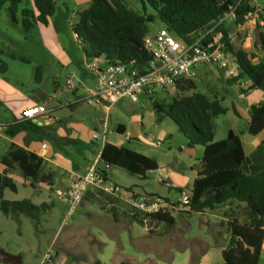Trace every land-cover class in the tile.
I'll list each match as a JSON object with an SVG mask.
<instances>
[{"label": "rangeland", "instance_id": "rangeland-1", "mask_svg": "<svg viewBox=\"0 0 264 264\" xmlns=\"http://www.w3.org/2000/svg\"><path fill=\"white\" fill-rule=\"evenodd\" d=\"M125 1L135 11L142 12V7L137 0ZM257 3L263 8V23L257 27L254 50L261 46L260 34L264 32V0H257ZM149 12L151 13V10ZM7 20L10 24H14L10 17ZM73 21L71 17L56 20L59 44L70 60L69 64L64 65L65 70L61 71L59 68L57 71L59 102H63L67 96L65 88L68 79L78 85L79 75L86 74L85 88L78 93L80 98L87 97L89 91L97 85V80L86 68L85 63L90 59L85 56L82 43L73 32ZM76 22L77 20L74 21V25ZM163 27L157 22L156 25L151 26V32L155 33ZM13 31V36L20 38L21 34L15 27ZM241 37L239 34L236 35L234 47L236 50L243 51L240 46ZM260 56L264 61V50L260 49ZM5 62L11 67L9 76L13 81L18 74L23 75L26 83L30 77H34L35 73L31 66L21 62L12 63L8 59H5ZM59 63L60 60L57 61L58 66H60ZM195 74L197 90L187 92L186 96L200 93L210 100L218 99L227 110L224 115L214 119L215 141L229 140L233 133L241 138L245 152L249 154V142L256 143L259 138L248 133L249 110L255 104V96L247 93L242 100L233 84L230 83L233 78H228L216 67H200ZM50 94L53 96V91H50ZM176 96L177 90L158 91V98L166 103L171 102ZM69 97L72 98L73 95L69 94ZM48 104L49 107L56 106L57 100L50 99ZM103 109H108V106L95 107L82 103L76 112L71 113L66 110L64 114L68 122L79 130V137L92 151L98 153L104 144H117L143 154L159 165V169L149 172L145 180L124 169L111 167L109 183H118L125 186L124 188L131 187L140 194L157 195L180 206L186 200L181 192H191L195 178L203 169L201 160L204 147L192 146L170 118H164L158 122L152 101L145 97H142L138 103L124 100L112 106L108 113ZM105 121L108 123V132L104 138L99 122ZM120 127L125 129L122 134L118 133ZM184 127L188 128L185 124ZM95 129H98L100 135V140L97 141L91 139ZM118 139H124L125 142L119 143ZM3 151L4 147L1 145L0 153L4 154ZM99 167L104 168L101 161ZM20 177L22 178L15 180L18 187L17 193L6 190L5 200H32L31 197L35 196L33 198L36 204L50 201L53 204V207L49 208V205L45 203L44 205L48 206L35 211L32 216L0 214V251L21 256L22 264H41L44 256L49 251L54 255L56 246L62 242H67L69 246L75 243L78 247L88 250L90 239L95 241L93 245L97 246V250L95 249L93 253L88 252V257H97L102 264H117V262L189 264L191 254H193L192 258H200L207 253L213 257V264L224 263L223 251L228 248L230 239L229 220L233 218L232 210L228 206H221L214 213L189 214L187 212L183 214L185 225L177 219L178 213L175 215L176 225L167 227L165 224L144 222L142 217H130L127 211L130 209L125 202L99 191L96 207L91 203L79 206L74 215L64 224L70 208L67 203L61 201L58 192H55V189L48 191V187L41 183H35L32 186V182L29 181V184H26L23 176ZM36 191L43 194L35 195ZM106 202L120 204L127 209L122 219L115 222L112 210L100 209ZM90 210L95 211L102 218L89 217ZM238 215L244 219L243 210H240ZM259 264H264V252Z\"/></svg>", "mask_w": 264, "mask_h": 264}, {"label": "trees", "instance_id": "trees-1", "mask_svg": "<svg viewBox=\"0 0 264 264\" xmlns=\"http://www.w3.org/2000/svg\"><path fill=\"white\" fill-rule=\"evenodd\" d=\"M90 1V7L79 15L73 26V32L81 41L88 59L104 57L110 62H135L142 68L150 61L143 46L144 39L157 22L177 39L189 44L216 28L217 32L223 34L227 50L236 57L239 65L240 73L230 83L248 80L251 85L244 93L252 90L264 93V61L254 54L235 50L228 24L219 25L230 7H237L235 25L244 23L253 10L248 2L237 5V0H137L142 7L140 13L125 0ZM21 3L22 0H0V11L6 9L15 24ZM33 3L38 16L34 10L22 11L24 31H29L37 23L48 25L56 12L55 0H33ZM260 41L261 50H264V32L260 34ZM1 55L0 52V71L4 72L7 65L1 61ZM40 74L41 70L37 69L36 81H40ZM176 90L177 96L169 103L158 96L148 99L153 103L158 122L170 118L192 146L204 147L201 160L203 169L198 173L191 192L182 191L186 198V212L205 214L233 202L244 204L247 212L244 219L241 221L236 216L229 221L230 239L228 248L223 251L224 264H259L264 252V169L254 177L243 173L246 157L238 135L231 140L215 141L214 119L227 112L220 100H210L200 93L186 96L187 92L197 90L195 80L182 81ZM249 117L248 133L256 137L264 132V99L251 107ZM18 126L30 135H42L44 130L33 121H24ZM262 148L264 153V141ZM100 161L108 168H121L144 180L149 172L159 169L155 160L113 144L104 145ZM0 165L6 170V174L0 172V214L32 216L35 211L48 206L38 207L31 200L8 201L4 197L6 190L13 193L18 191L9 171H19L25 180L32 182V186L35 183L53 185L51 177L43 174L44 160L40 156L12 144ZM103 176L107 179L106 172ZM151 219L167 227L177 223L176 217L169 213H160ZM198 263L199 258L191 259V264Z\"/></svg>", "mask_w": 264, "mask_h": 264}, {"label": "crops", "instance_id": "crops-1", "mask_svg": "<svg viewBox=\"0 0 264 264\" xmlns=\"http://www.w3.org/2000/svg\"><path fill=\"white\" fill-rule=\"evenodd\" d=\"M55 3L56 12L50 19L49 24L44 26L37 23L29 31H24L22 27V11L24 9L34 10L35 15L38 16V13L34 8L33 0H22L19 12L16 16L17 23L13 25L7 20L9 19V16L8 13H6V9L0 11L1 61L5 64V59H8L12 63L21 62L22 64L31 66L35 73L34 77H30V79L27 81V84L26 80L21 74H18L14 81L10 79L9 74L11 67L8 64H6V71H0V121L6 125L5 130L0 134V146L2 145L4 147V154L0 153V161L8 154L12 144L37 154L44 160L43 174L50 176L53 181L52 186L46 184H44V186H46V188L48 187V191H52L50 189H55V192H58L60 197L61 193L67 191L78 178L86 174L90 165L101 154L105 144L100 148L98 153L89 149V146L86 145V143H84V141H82L79 137V130L70 122H68L67 117L64 114L66 110L71 113L76 112L81 104L84 103L83 101L86 97L80 98L78 97V93L82 88H85V79L87 77L86 74L82 73L79 75L77 78L78 85H76L74 89L70 90L67 87L65 88V93L67 96H65L63 102H59L60 98L57 95V90L59 88L57 82V71L59 68L61 71L65 70L64 65L69 64L70 60L68 55L59 44L56 20L60 21L66 19L67 17H71V19L74 21L78 20L79 15L90 7L91 1L55 0ZM3 12H5L6 15ZM74 21L72 29L74 26ZM12 26L15 27L16 30L21 34L20 38L17 39L13 36L12 33H14V31ZM228 28L232 35L231 43L233 47L235 46L234 41L236 40V35L239 34L242 36L240 43L242 50L248 54H254L258 59L262 60L260 56L261 46H259L258 49H253L254 44L257 41L256 34L254 36V40L251 43H247L244 36L237 32L234 24L228 23ZM58 60H60L59 64L61 67L57 65ZM61 63L63 65H61ZM37 69L41 70L40 81H36ZM240 85H243L248 89L251 83L248 80H241L233 84V87L239 93V96L244 94L245 98L247 93L250 96H255L256 101L253 105H257L263 101L264 93L262 91L252 90L244 93V90L240 91ZM50 91H53V96H51ZM69 94L73 95V97L70 98ZM244 98H242V100ZM50 99L57 100V105L52 107L47 106V104L50 103ZM32 107H41L44 111L50 113V119L47 120L43 118L38 122H34L37 123L38 126L44 128L42 135H30L18 126V124L24 122L22 120L23 111ZM109 110L110 108L103 109V111L106 113H108ZM105 122L107 123V121ZM105 122H99L102 129ZM95 132H98V129H95L91 134L92 140V136ZM258 137L259 138L257 139L256 143L249 142V154H246L245 152L246 158L242 166V171L248 177H254L260 174L264 169V153L262 148L264 132L258 135ZM118 141L119 143L125 142L124 139H118ZM113 145L119 148L123 147L117 144ZM101 169L106 172L107 180H109L110 174L112 172L111 167L108 168L104 165V168ZM0 172L6 174V170L3 167L0 169ZM9 175L13 177L14 180H16V178H22L20 177L22 174L19 171H9ZM25 183L29 184V181L25 180ZM116 184L123 186L118 183ZM136 192L138 191L136 190ZM38 194L42 195L43 193L36 191L35 195ZM181 195H183L182 192ZM33 197L35 196L31 197V201L38 207L46 203L39 202V204H36ZM98 198L99 190L91 189L84 198L81 206L91 203L96 207V204H98ZM60 199L63 201L61 197ZM46 204L49 205V208L53 207L51 201L47 202ZM225 206H228L232 210L231 215H233V218L236 216L239 217L238 214H240V210H243L244 216L247 215V212L244 210V204L233 202ZM100 209L102 211L112 210L114 213L112 217L113 221L115 222H117L119 219H122L127 210L120 204L107 202L105 205L100 207ZM49 210H47V212ZM127 211L130 213V217H132L131 212L129 210ZM185 213L187 212L180 211L177 216V219L184 225L186 224L183 219V214ZM88 216L102 218L98 213L91 210L89 211ZM239 219L241 221L243 220L240 217ZM93 243L95 244V241H91L90 239L88 250H84L80 246L78 247V245L75 243H72V246H69L67 242H62L56 246L54 251L55 257L53 255L51 264H102V262H100L97 257H88V252L93 253V251L97 250V246L93 245ZM192 255L193 254H191L189 258V264H191ZM43 260L41 264H43ZM121 263L117 262V264ZM198 264H213V257L208 253L204 254L199 258Z\"/></svg>", "mask_w": 264, "mask_h": 264}, {"label": "built area", "instance_id": "built-area-1", "mask_svg": "<svg viewBox=\"0 0 264 264\" xmlns=\"http://www.w3.org/2000/svg\"><path fill=\"white\" fill-rule=\"evenodd\" d=\"M248 2L253 9L245 18L244 23L235 25L236 8L230 7L228 13L220 20V24L232 23L237 32L241 33L247 43L254 40L257 27L263 23V8L257 0H237V5ZM232 40V35L230 34ZM144 49L150 56V61L144 67H138L135 62H110L104 57L93 58L86 64V68L97 80V85L89 91L84 103L95 107L111 108L124 100L138 103L142 97L146 99L158 96V91H173L185 80H195L200 67H216L223 71L228 78H237L240 69L236 57L227 50L223 41V34L213 28L208 33L200 35L194 42L186 43L177 39L165 27L155 33L148 34L143 43ZM73 80L68 79L66 87L75 88ZM240 91H246L243 85ZM244 98V94L240 95ZM50 119V113L41 107H32L22 113L23 121L38 122L40 119ZM6 125L0 121V134ZM104 138L108 132V125L103 124ZM93 140H100L95 132ZM100 155L90 165L86 174L78 178L64 193L62 200L69 205V212L64 224L72 217L91 189L102 191L106 195L116 197L125 202L133 217H142L144 222L157 223L152 217L160 213L173 216L185 211V200L180 206L168 202L157 195L140 194L131 188H124L111 184L104 178V171L99 167ZM185 196V194H183ZM53 258L49 251L44 257V264Z\"/></svg>", "mask_w": 264, "mask_h": 264}, {"label": "water", "instance_id": "water-1", "mask_svg": "<svg viewBox=\"0 0 264 264\" xmlns=\"http://www.w3.org/2000/svg\"><path fill=\"white\" fill-rule=\"evenodd\" d=\"M124 128L120 127L118 129V133L122 134L124 133ZM234 134L232 133L230 136V139H233ZM0 263L2 264H22V257L21 256H14L11 254L6 253L5 251L1 250L0 251Z\"/></svg>", "mask_w": 264, "mask_h": 264}]
</instances>
